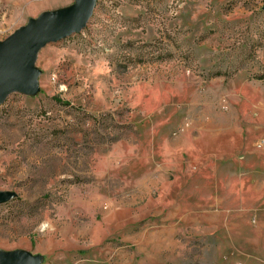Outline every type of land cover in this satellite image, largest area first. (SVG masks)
<instances>
[{"label":"rangeland","instance_id":"1","mask_svg":"<svg viewBox=\"0 0 264 264\" xmlns=\"http://www.w3.org/2000/svg\"><path fill=\"white\" fill-rule=\"evenodd\" d=\"M72 1L0 0V38ZM263 3L97 0L44 46L41 91L0 104V189L17 192L0 247L42 264H264ZM203 170L211 195L181 187L166 221L162 184Z\"/></svg>","mask_w":264,"mask_h":264},{"label":"water","instance_id":"2","mask_svg":"<svg viewBox=\"0 0 264 264\" xmlns=\"http://www.w3.org/2000/svg\"><path fill=\"white\" fill-rule=\"evenodd\" d=\"M96 2L73 0L67 5L42 10L0 38V104L14 92L36 95L41 91L43 69L37 64L40 50L50 42L81 32L91 18ZM15 196V190L0 189V204ZM44 259L41 252L0 247V264H42Z\"/></svg>","mask_w":264,"mask_h":264},{"label":"crops","instance_id":"3","mask_svg":"<svg viewBox=\"0 0 264 264\" xmlns=\"http://www.w3.org/2000/svg\"><path fill=\"white\" fill-rule=\"evenodd\" d=\"M125 139H122L119 141L125 142L128 140V139H126V140ZM130 173L131 172L129 171V174ZM186 174L191 175V177H189V180H191V181H189L187 183H183L180 180L182 178L180 175H186ZM176 175L177 176L175 178L173 177V180H171L170 182H168V180H166L162 184V187H163L162 197H163V199L168 200L171 197V206L170 207L162 206L163 210H168V213H166L163 216V217H166V221H168L169 212H176V214L180 215L179 212L184 209V207L179 206L178 196H179V192H180L181 187H186V190H188V193H191V194L197 195V196H202V198H203V196H205L207 198V196L211 195V189L209 186L213 180V173L211 171L203 170V171L178 172ZM127 176L125 175V177H127ZM121 177H123V176H121ZM125 177H123V178H125ZM215 179H217L216 176H215ZM192 200H193L192 203H195V199H192ZM189 207H190V209L194 210V208H192L191 206H189Z\"/></svg>","mask_w":264,"mask_h":264}]
</instances>
